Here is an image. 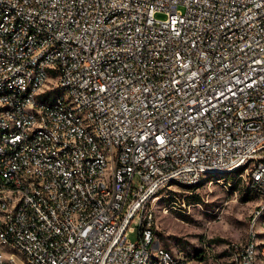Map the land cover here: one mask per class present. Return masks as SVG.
Instances as JSON below:
<instances>
[{
	"label": "built area",
	"instance_id": "2783aa9c",
	"mask_svg": "<svg viewBox=\"0 0 264 264\" xmlns=\"http://www.w3.org/2000/svg\"><path fill=\"white\" fill-rule=\"evenodd\" d=\"M236 172L264 264V0H0V264H195L147 206Z\"/></svg>",
	"mask_w": 264,
	"mask_h": 264
},
{
	"label": "rangeland",
	"instance_id": "374dc122",
	"mask_svg": "<svg viewBox=\"0 0 264 264\" xmlns=\"http://www.w3.org/2000/svg\"><path fill=\"white\" fill-rule=\"evenodd\" d=\"M241 173L207 176L195 187L162 190L147 206L158 244L195 264H233L232 255L246 242L259 203ZM127 239L137 242L139 231H130Z\"/></svg>",
	"mask_w": 264,
	"mask_h": 264
}]
</instances>
